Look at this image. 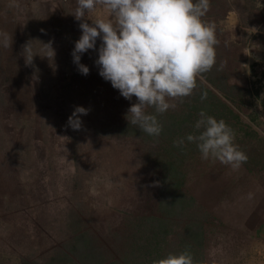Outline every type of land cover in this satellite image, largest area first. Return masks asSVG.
<instances>
[{
  "label": "rangeland",
  "instance_id": "rangeland-1",
  "mask_svg": "<svg viewBox=\"0 0 264 264\" xmlns=\"http://www.w3.org/2000/svg\"><path fill=\"white\" fill-rule=\"evenodd\" d=\"M255 4L249 11L244 0H220L223 17L217 27L221 44L241 59L232 83L258 88L263 95L264 0ZM76 7L77 0H0V34L12 37L11 47H4L0 35V252L7 257L29 249L36 217L52 234H57L72 207L98 223H112L134 200L144 170L130 155L129 145H92L84 134L70 141L68 126L63 123L58 128V111L65 118L77 106L90 111V95L103 94L92 83L102 77L95 63L101 39L95 50L81 54L80 63L89 68L87 75L79 72L72 51L82 34L80 23L91 25V19L107 13L97 6L78 21L73 15ZM28 42L36 54L31 65H26L22 54ZM41 43H51L54 56H45L47 49ZM83 93L87 99H81ZM250 102L247 112L260 115L253 129L262 141L253 139L249 147L255 150V158L262 157L260 163L252 171L243 165L234 170L210 158L211 164L203 162L192 174L197 177L191 179V187L212 215L206 264L264 263V110L260 100ZM46 109L49 114L45 111L42 117ZM242 117L248 121L246 114ZM79 119L86 127L87 115ZM37 123L43 126L35 135L40 141H34L30 132ZM44 126L57 129L48 133ZM14 159L28 208L24 214L11 210L13 184L8 172L13 171Z\"/></svg>",
  "mask_w": 264,
  "mask_h": 264
},
{
  "label": "trees",
  "instance_id": "trees-1",
  "mask_svg": "<svg viewBox=\"0 0 264 264\" xmlns=\"http://www.w3.org/2000/svg\"><path fill=\"white\" fill-rule=\"evenodd\" d=\"M256 1L244 0V8L253 10ZM210 2L211 8L205 19L215 23L220 40L217 27L218 18L223 17L220 0ZM240 61L234 51L220 42L216 47V65L203 74V81H197L193 94L173 101L175 109L157 116L162 125L158 137L149 136L126 119L128 109L137 102L135 96L127 100L112 87L110 81L103 77L92 79L98 89H103V94L99 95V91L90 95L93 107L87 114V126L73 130L68 126L69 116L65 118L58 111V128L63 123L68 126L70 141L84 134L92 145L102 142L111 147L112 144L117 147L129 145L130 155L136 157L144 168L140 173L142 177L136 182V196L110 224L98 223L72 207L57 234H52L36 217L33 220L35 234L31 237L33 241L29 249L22 253L14 251L13 257L0 252V264H152L153 260L184 250L192 254L194 264H206L210 235L208 226L212 215L200 203L191 187V179L197 177L192 174L197 173L203 162L211 164L212 161L201 159L196 143L185 139L184 146L180 148L175 147L173 142L196 132L194 126L203 111L217 120H224L231 127L235 144L248 157L243 166L252 171L257 162L260 163L262 157L259 160L255 158V150L249 147L253 139L262 141L253 129L259 124L260 115L247 111L252 105L250 99L260 100L264 110V94L258 88L253 90L232 83L231 78L237 73ZM80 97L87 99L85 93ZM45 111L48 113L49 109L42 112V117ZM147 112L155 114L152 108H148ZM242 114H246L248 121L243 119ZM35 125L30 132L34 141H40L35 135L41 133L37 131L43 126L39 128L38 123ZM44 127L49 130L48 133L57 129V126L53 129ZM12 165L13 171L8 172L13 184L11 210L15 214H24L28 208L24 204L23 184L15 168L18 165L15 159Z\"/></svg>",
  "mask_w": 264,
  "mask_h": 264
},
{
  "label": "clouds",
  "instance_id": "clouds-1",
  "mask_svg": "<svg viewBox=\"0 0 264 264\" xmlns=\"http://www.w3.org/2000/svg\"><path fill=\"white\" fill-rule=\"evenodd\" d=\"M100 6L107 16L91 19L92 24L80 23L82 31L72 51L73 61L81 74L89 68L80 63L81 54L96 48L98 38L99 75L110 81L121 96L137 102L126 114L130 125L149 136L158 137L162 125L157 116L175 109L173 102L189 97L203 81V74L216 65V47L220 40L214 22L205 19L210 0H77L73 13L82 20ZM88 19V18H87ZM3 35L4 47H11L12 37ZM47 56H54L51 43L43 44ZM26 65L33 62L31 42L23 46ZM204 97H202L203 99ZM148 108L155 114H149ZM88 110L77 106L68 117V126L79 130L80 115ZM195 123L196 132L173 142L182 148L185 139L196 143L201 159L210 158L239 169L247 155L234 143L235 134L224 120H217L201 111ZM67 138V137H64ZM68 139V138H67ZM152 264H194L188 250L169 253Z\"/></svg>",
  "mask_w": 264,
  "mask_h": 264
},
{
  "label": "crops",
  "instance_id": "crops-1",
  "mask_svg": "<svg viewBox=\"0 0 264 264\" xmlns=\"http://www.w3.org/2000/svg\"><path fill=\"white\" fill-rule=\"evenodd\" d=\"M262 232H263V234H264V229L262 230ZM263 257H264V256H263ZM244 258H245L244 260H248V259H247V258H248L247 256L244 257ZM249 264H254V263H253V261H251V263H249ZM258 264H264V263L262 262V263H258Z\"/></svg>",
  "mask_w": 264,
  "mask_h": 264
}]
</instances>
